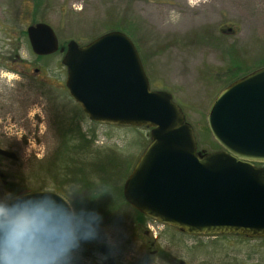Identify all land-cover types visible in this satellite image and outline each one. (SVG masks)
I'll use <instances>...</instances> for the list:
<instances>
[{
	"label": "rangeland",
	"instance_id": "374dc122",
	"mask_svg": "<svg viewBox=\"0 0 264 264\" xmlns=\"http://www.w3.org/2000/svg\"><path fill=\"white\" fill-rule=\"evenodd\" d=\"M36 22L49 24L59 44L74 40L83 45L110 30L125 32L138 50L150 88L171 93L194 131L197 149L203 153L220 149L208 129L206 115L212 100L226 86L225 77L217 72L229 62L228 49L252 69L264 62V0H0V48L19 43L18 53L32 59L23 31ZM61 57L53 54L37 60L36 66L45 69L33 78L35 111L36 116H42L38 120L42 125L37 126L35 141L31 139L32 144L19 154L18 161H3L6 169L0 170L31 179V190L60 188L56 185L63 180L60 166L52 170L49 165L63 151L66 139L52 125L55 114L66 113L69 120L79 118L84 130L85 150L80 160L84 176L78 177L79 182L87 186V182L95 181L101 188L122 192L150 141V130L146 126L96 124L83 118L65 92ZM5 80L10 83L13 79ZM45 96L49 99L46 107ZM10 128L6 131L12 136L20 130ZM69 176L66 180L76 182L74 173ZM72 186L76 185H65ZM9 197L0 189V202ZM116 203L115 208H122L121 213L127 215L124 227H112L104 218L100 229L92 227L85 234L76 231L55 264H91V256L84 252L93 249L95 239L107 242L123 262L137 264L149 247L140 232H132L131 228L138 226L133 220L136 214L118 197ZM92 213L96 214L91 211L86 217L90 225L95 218ZM145 223L154 227L157 245L181 264H264V237L186 234L152 219Z\"/></svg>",
	"mask_w": 264,
	"mask_h": 264
},
{
	"label": "water",
	"instance_id": "95a60500",
	"mask_svg": "<svg viewBox=\"0 0 264 264\" xmlns=\"http://www.w3.org/2000/svg\"><path fill=\"white\" fill-rule=\"evenodd\" d=\"M26 35L38 55L64 49L45 22L28 25ZM65 49L68 94L91 121L150 129L123 185L131 207L186 234L264 237V165L255 164H264V65L212 100L206 121L220 149L203 153L171 93L150 88L125 32L69 40ZM74 229L73 208L58 192L18 195L0 204V264H55Z\"/></svg>",
	"mask_w": 264,
	"mask_h": 264
},
{
	"label": "flooded vegetation",
	"instance_id": "af4514ba",
	"mask_svg": "<svg viewBox=\"0 0 264 264\" xmlns=\"http://www.w3.org/2000/svg\"><path fill=\"white\" fill-rule=\"evenodd\" d=\"M59 45L64 47V49L57 50L47 55H38L32 50L30 43H28L30 52H32L33 55L32 59L24 58L18 53L21 46L19 43L14 44L13 47L11 46L12 48H0V149L7 152V154L0 153V169L5 168L3 161H18L19 154L24 148L27 145L32 144V140L35 141L36 128L37 126L42 125L38 120L40 118L42 119V116H36V101L33 85L35 77L45 72L44 67L36 66V62L37 60H44L53 54H59L63 57L67 43ZM62 57L60 62L65 68L66 80L67 70L62 63ZM5 77L8 81L12 78V82L7 83ZM65 80V92L72 103L78 108L82 117L88 119L92 123L101 124V122L91 121L86 116L81 106L70 98L65 85ZM48 103L49 99L45 96L44 106H47ZM78 119L79 118L75 121L73 118L69 120L66 113L62 114L58 112L55 114L52 126H56V130L60 134V137L66 139V144L63 151L60 152L59 155L54 156L49 165L52 170L53 168H56L57 164L60 166L58 172L61 174L59 176L63 180H61L60 183L59 181L56 182V185L60 188L53 191L61 194L68 201L74 211L75 229L72 239L74 238L76 231L78 233V231L81 230V234H85L86 231L92 227L100 229L104 218H106V223L110 226L122 229L124 223H126L125 220L127 219V215L121 213L122 208H115L117 197L124 202L123 206L130 207L136 214V210L131 207L124 198L123 188L122 192H119L112 188H101L95 181L87 182V186H84L81 181L79 182L78 177L80 176L83 178L84 176L80 160H82L81 158L83 156L81 155V152L83 153L85 149L83 148L84 130ZM12 126L15 127V129H20L19 132H14L15 136H12V132L6 131V129L10 130V127ZM67 126L70 127L67 128ZM13 140H16L17 142H14ZM34 155H36V153H34ZM92 158L95 159V154ZM71 168L72 170H69ZM72 173L77 177L75 180L76 182L73 180H66L70 177L69 175H72ZM54 174L57 175V172H54ZM31 182L32 181L29 178H22L15 174H6L0 170V189L10 195L7 200L0 202V204L18 195L34 191L29 189L32 184ZM69 182L76 186L66 188L65 185ZM91 211L96 212V214L92 213L95 217L92 221L93 225L88 223L90 220H88V222L86 221V217L90 215ZM133 220L138 226L136 228H131L132 232L135 234L140 232L144 236L145 246L147 248L149 247V250H144V253L137 261V264H155V262L156 264H164L165 262L168 264L182 263L181 260L177 261L175 256L171 255L169 252H165L157 245V235H153V238L150 237L152 231L149 230V225L145 223L150 219L146 216L139 219V217L135 215L133 216ZM79 226L82 227L78 229ZM145 226L147 227L146 229L143 228ZM130 239L132 238L130 237ZM95 243L93 249L90 248L89 251L84 252L85 255L91 256V264H132V262H123L121 258L117 257L114 250L108 246L107 242L95 239Z\"/></svg>",
	"mask_w": 264,
	"mask_h": 264
},
{
	"label": "trees",
	"instance_id": "16d2710c",
	"mask_svg": "<svg viewBox=\"0 0 264 264\" xmlns=\"http://www.w3.org/2000/svg\"><path fill=\"white\" fill-rule=\"evenodd\" d=\"M26 34L25 31H23V35ZM228 57H229V62L228 64L224 67L218 70V74H221L222 76L225 77L226 83L224 85H228L235 79L241 77L242 75L250 72L253 70L251 67H248L247 63L240 60L239 57L236 56L235 52H233V49L229 48L227 51ZM264 65V62L257 64L254 66V68H258L260 66ZM136 216L139 217H145L142 213L135 211Z\"/></svg>",
	"mask_w": 264,
	"mask_h": 264
},
{
	"label": "clouds",
	"instance_id": "9594fccd",
	"mask_svg": "<svg viewBox=\"0 0 264 264\" xmlns=\"http://www.w3.org/2000/svg\"><path fill=\"white\" fill-rule=\"evenodd\" d=\"M5 215H7V214L5 213Z\"/></svg>",
	"mask_w": 264,
	"mask_h": 264
}]
</instances>
